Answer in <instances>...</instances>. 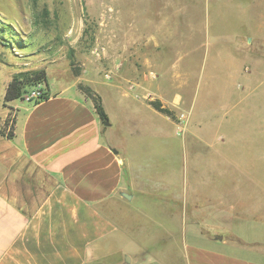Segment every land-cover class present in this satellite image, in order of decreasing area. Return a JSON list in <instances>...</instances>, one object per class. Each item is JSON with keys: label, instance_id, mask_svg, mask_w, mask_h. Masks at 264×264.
I'll list each match as a JSON object with an SVG mask.
<instances>
[{"label": "rangeland", "instance_id": "1", "mask_svg": "<svg viewBox=\"0 0 264 264\" xmlns=\"http://www.w3.org/2000/svg\"><path fill=\"white\" fill-rule=\"evenodd\" d=\"M149 1L0 0V115L5 112V86L17 73L45 70L55 92L61 84L74 95L83 93L81 86L90 88L101 97L113 122L107 138L126 155L127 172L138 190L134 208L184 203L185 233L190 235V208L209 202V189L228 192L257 186L264 192V83L257 94L240 100L239 115L226 91L231 59L240 71L264 76V0H175L178 12L171 19L160 16L161 0ZM168 26L177 33L169 34L164 43L162 32ZM132 40L161 44L165 66L149 74L153 79L158 75L168 92L186 97L187 105L174 113L177 133L146 111L130 122L126 108L117 105L116 91L146 102L155 99L152 93L136 92L130 67ZM178 84L183 91L174 89ZM39 85L46 89L45 83ZM191 101L193 120L202 129H187ZM26 103L22 97L10 105ZM8 115L13 118L14 111ZM252 123H260L259 133L249 129ZM210 197L211 203L220 202L213 193ZM187 238L188 245L219 244H194Z\"/></svg>", "mask_w": 264, "mask_h": 264}, {"label": "crops", "instance_id": "2", "mask_svg": "<svg viewBox=\"0 0 264 264\" xmlns=\"http://www.w3.org/2000/svg\"><path fill=\"white\" fill-rule=\"evenodd\" d=\"M177 4L161 0L164 13L160 16L176 18ZM168 29L162 32L164 43L169 34L177 33ZM130 44L135 47L130 67L136 92L152 93L154 100L173 113L187 105L186 97L168 92L158 75L153 79L149 74L165 66L161 44L133 40ZM228 66L231 75L226 91L237 112L240 100L258 93L264 76L260 79L240 71L232 59ZM174 89L184 90L180 84ZM56 90L49 85L47 100L22 107L9 104L0 115V264H264L261 188L209 189L205 195L209 202L190 208L193 226L188 235V205H132L138 190L127 172L124 150L107 138V128L113 124L110 116L111 125L106 126L85 94H70L63 84ZM114 94L117 105L128 111L130 122H137L146 111L177 133L175 120L149 102L126 91ZM193 106L191 101L187 129H202L193 120ZM9 110L14 111L13 118ZM237 124L231 127L238 130ZM259 127L260 123H252L249 129L258 132ZM212 193L220 201L217 204L211 203ZM236 226L240 231H234ZM187 236L194 244L213 241L232 249L219 244L188 245Z\"/></svg>", "mask_w": 264, "mask_h": 264}, {"label": "trees", "instance_id": "3", "mask_svg": "<svg viewBox=\"0 0 264 264\" xmlns=\"http://www.w3.org/2000/svg\"><path fill=\"white\" fill-rule=\"evenodd\" d=\"M8 26L9 25H6V27ZM41 83H45L46 89L44 90V100H47L50 96L47 71L35 70L14 74L6 88V93L4 96V106L7 107L9 106V104L22 99L23 95L28 90L27 87L36 86ZM80 89L86 95V97H88L93 102L98 116L100 117L101 121L105 124L109 118L103 107L101 97L88 87L81 86ZM149 104L156 111L172 118L173 120L175 119V114L171 110L163 108V105L159 100L149 101ZM8 137L11 139L13 137V134L9 133Z\"/></svg>", "mask_w": 264, "mask_h": 264}, {"label": "built area", "instance_id": "4", "mask_svg": "<svg viewBox=\"0 0 264 264\" xmlns=\"http://www.w3.org/2000/svg\"><path fill=\"white\" fill-rule=\"evenodd\" d=\"M44 88L39 85L33 87V89L29 90L27 93L23 95L24 101L27 103H39L44 100ZM149 101H154L153 99H149Z\"/></svg>", "mask_w": 264, "mask_h": 264}, {"label": "water", "instance_id": "5", "mask_svg": "<svg viewBox=\"0 0 264 264\" xmlns=\"http://www.w3.org/2000/svg\"><path fill=\"white\" fill-rule=\"evenodd\" d=\"M105 125H106V126H110V122H109V120L105 123ZM123 196L126 197V198H128V199H131V197L128 196V195H126V194H124ZM220 239H222V237H220Z\"/></svg>", "mask_w": 264, "mask_h": 264}]
</instances>
